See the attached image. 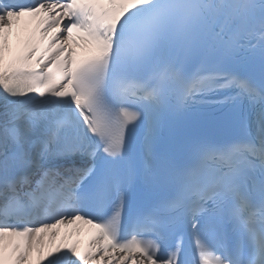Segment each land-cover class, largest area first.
I'll return each instance as SVG.
<instances>
[{
    "label": "snow or ice",
    "instance_id": "6c2138e0",
    "mask_svg": "<svg viewBox=\"0 0 264 264\" xmlns=\"http://www.w3.org/2000/svg\"><path fill=\"white\" fill-rule=\"evenodd\" d=\"M21 17L44 46L6 63ZM35 252L264 264V0H0V264Z\"/></svg>",
    "mask_w": 264,
    "mask_h": 264
},
{
    "label": "bare ground",
    "instance_id": "6f19581e",
    "mask_svg": "<svg viewBox=\"0 0 264 264\" xmlns=\"http://www.w3.org/2000/svg\"><path fill=\"white\" fill-rule=\"evenodd\" d=\"M14 26V25H13ZM7 29H5V32L7 33ZM15 36H16V29H13L11 30V37H10V48H11V51H9V49L6 47L5 49V58H6V61L8 60H12V55H11V52H12V47H13V42H14V39H15ZM73 46H76V44L74 43ZM18 55H16L17 57ZM15 58V57H14ZM64 229H65V225H61L58 227V229L54 230V231H58L59 232V235L56 236L53 240V237L51 236V234L49 233L48 235L45 236V246H44V255L48 253L49 250H51L53 247L56 246H62L64 245L65 243V233H64ZM42 259L41 255L39 252H35L33 254V258H32V261H31V264H39V261Z\"/></svg>",
    "mask_w": 264,
    "mask_h": 264
}]
</instances>
